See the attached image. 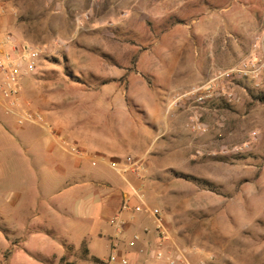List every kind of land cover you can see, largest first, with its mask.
I'll list each match as a JSON object with an SVG mask.
<instances>
[{
    "label": "rangeland",
    "instance_id": "rangeland-1",
    "mask_svg": "<svg viewBox=\"0 0 264 264\" xmlns=\"http://www.w3.org/2000/svg\"><path fill=\"white\" fill-rule=\"evenodd\" d=\"M234 13L257 27L249 37V52L235 69L216 75L205 90L193 91L190 110L204 111L203 122L196 115L191 134L185 137L189 140L192 135L193 147L186 155L179 153L162 175L141 173L138 192L149 211L135 216L149 217L148 224L156 229L150 211L160 212L171 239L167 243L172 250L175 244L183 251L190 264H264V103L259 100L264 96V0H0V16H6L10 35L19 46L39 52L36 71L27 76L37 87L30 97L31 108L45 117L47 129L18 126L13 117L2 114L0 264H62L64 240L75 249L84 244L102 260L71 257L75 264H108L112 254L131 264L113 250L107 237L111 228L104 218L99 223L104 243L99 245L92 234L93 221L74 216L75 192L65 193L66 212L57 217V197L47 196L51 176L43 164L47 152L63 154L50 136L54 133L59 141L52 116L72 121L76 112L71 107H81L77 125L70 123L64 130L78 129L100 143L118 144L117 155L99 156L102 163L83 162L78 176L67 174V190L78 185H90L99 194L124 189L117 169L133 156L120 147L125 118L105 106L111 102L109 91L125 90V77L145 78L156 85V76L145 73L154 71L163 50L173 54L174 41L191 35V24L206 14L220 23L227 35L224 40H235ZM219 81L235 86L234 91L225 88L216 94L213 85ZM215 95L223 100L219 108L202 104ZM131 114L143 124L142 112L133 108ZM65 146L69 152L78 150L72 143ZM19 153L27 168L16 176L10 156ZM17 177L30 190L13 207L10 199L18 191ZM41 258L49 262H39Z\"/></svg>",
    "mask_w": 264,
    "mask_h": 264
},
{
    "label": "crops",
    "instance_id": "crops-1",
    "mask_svg": "<svg viewBox=\"0 0 264 264\" xmlns=\"http://www.w3.org/2000/svg\"><path fill=\"white\" fill-rule=\"evenodd\" d=\"M233 15V24L238 32L235 40H224L223 38L227 35L220 27V23H214V17L206 14L200 22L191 24L192 36L189 34L184 40H175L172 46L175 48L173 54L169 53L168 55L169 50H163L161 57L156 58L154 71L145 73L156 76V85L149 83L145 78L128 77L126 79L125 77V90L117 91L116 94L109 91L110 101L113 103L110 102L105 106L107 109L113 110L117 117L125 118V137L119 146L125 149V153L133 156L131 162L125 160L122 168L117 169V173L120 174L125 184L124 189L115 190L113 193L99 194L93 192L90 185H85L84 188L78 185V187L73 186L67 190V174L69 176L77 174L78 176L83 170V162L102 163L103 159L99 156L117 155L118 144L107 141L100 143L102 141L99 142L94 135H86L78 129L73 133L66 132L64 129L67 126L70 127L73 123L77 125L81 107H71L76 112L73 117H70L72 121H66L60 114L52 116L53 126L56 127V132L60 135L59 141L56 140L54 133H48L56 141L55 145L62 150L63 154H67L73 159L71 161L63 154H54L49 151L43 162L51 176L50 192L47 196L57 197V203L54 206L57 217L65 215L67 208L65 193L67 191L75 192L77 200L71 206L74 216L77 219L93 221L92 234L98 239L99 245L104 243L99 227L100 220L104 218L111 228V233L107 235L108 239L112 241L111 246L114 245L119 253L128 257L131 264H160L155 260V253L160 248L155 219L151 215L156 229L148 224V220H151L149 217L135 216L138 212L134 211V207L138 205V200L134 196V192L139 193L138 190L143 184L140 180L141 173L149 171L150 177L160 176L164 170L172 168L171 162L176 161L179 153L186 155L188 149H192L194 138L192 135L189 140L185 137L187 132H190L193 118L198 115L199 121L202 123L204 114L202 113L204 111L190 110L189 106L195 98L192 96L193 91L199 88L205 90L204 87H209L216 75L235 69L239 61L249 52L251 47L249 37L257 31V27L246 16L244 17L240 13ZM10 32L11 27L6 16H0V39L10 35ZM13 40L16 45H20L15 38ZM11 50L10 43L1 41L0 58L4 54L10 53ZM14 56L20 59L19 53H15ZM158 60L160 61L158 62ZM21 64L22 71L17 85L19 93L16 100L3 96L2 86L5 76L0 71V122L5 125L2 116L4 114L13 117L18 126L30 124L47 132L43 124L45 117L31 108L30 97L34 88L37 87H34L35 83L33 84L27 73H24L25 61L21 60ZM22 81L24 88H21ZM217 83L213 85V91L216 94H219V91L224 92L225 88L231 92L234 91L235 86L230 88L229 83ZM203 93L204 91L201 92V94ZM11 101L16 102L15 106H10ZM220 101L223 100L215 95L202 104L207 108L210 106L219 108ZM133 108L143 113L145 119L143 124L135 122L131 117ZM7 109H10V112ZM25 112L40 115L41 120L19 125L17 117ZM70 123L71 125H69ZM0 138L2 137L0 136ZM67 143H72L78 150L75 153L67 151L65 148ZM92 150L95 152H91ZM23 158L22 153L10 156V165L16 176L23 174L27 168ZM114 160L121 162L117 157ZM164 161L167 162L166 166ZM15 183L18 191L12 194L10 199V204L13 207H17L24 197L23 193L28 194L30 190L27 183L20 181L18 177L17 180L15 179ZM125 204L128 205L127 209H123ZM116 218L120 221L118 233L111 223ZM134 236L137 237L136 241L133 240ZM162 249L169 253L173 252L168 243H165ZM91 256L101 260L95 255Z\"/></svg>",
    "mask_w": 264,
    "mask_h": 264
},
{
    "label": "built area",
    "instance_id": "built-area-1",
    "mask_svg": "<svg viewBox=\"0 0 264 264\" xmlns=\"http://www.w3.org/2000/svg\"><path fill=\"white\" fill-rule=\"evenodd\" d=\"M3 43H10L12 45V50L7 54H4L2 58H0V71L4 74L5 76V81L2 86V94L4 97H9L12 98L13 100H16L19 89L17 87V80H18V69L21 70L22 64L21 60L26 61L25 65V70L24 73H33L36 71L37 68V60H38V54L39 52L33 49L32 47H29L28 45L24 46H19L14 43L13 38L8 35L4 37L3 39H0ZM11 53H19L20 54V59L11 58ZM8 62L7 67L4 66V63ZM28 61V62H27ZM198 101H202V98H199ZM16 102L11 101L10 106H15ZM7 111L10 112V109H7ZM18 124L23 125L24 123H34L36 121H40L41 117L40 115L31 113V112H25L21 115H18ZM132 160H128V162H131ZM134 196L138 200V205L134 207V211L140 213V212H146L149 211L147 206L145 205L143 201V197L141 194L134 192ZM128 205L125 204L123 206V209H127ZM151 215L156 221L157 224V236H158V245L159 249L155 253V260L159 262L160 264H190V262L187 260L185 254L183 251L178 249V247L173 244L174 250L173 252L169 253L162 249V246L167 243L168 241L171 242L170 236L168 231L163 225V218L161 216V213H153L151 212ZM111 223L115 226L116 232L118 233L120 221L117 220V218ZM134 241L137 240V237L134 236L133 238ZM113 250L116 251V247L113 245L112 246ZM113 261H119L120 264H128V261L121 257V258H116L113 254L111 255V258L108 261V264H110Z\"/></svg>",
    "mask_w": 264,
    "mask_h": 264
},
{
    "label": "trees",
    "instance_id": "trees-1",
    "mask_svg": "<svg viewBox=\"0 0 264 264\" xmlns=\"http://www.w3.org/2000/svg\"><path fill=\"white\" fill-rule=\"evenodd\" d=\"M259 100L264 103V96L260 97ZM185 180H193L192 177H184ZM62 246L64 249V255L60 258V262L62 264H75L74 261H71L70 258H77L84 261H91L93 263H101L102 261L98 258L91 256L87 247L82 244L79 249H75V247L71 244H68L66 241H62ZM38 260V259H37ZM39 262L48 263L49 261L44 259H39Z\"/></svg>",
    "mask_w": 264,
    "mask_h": 264
}]
</instances>
